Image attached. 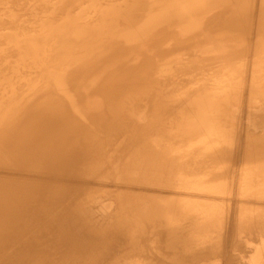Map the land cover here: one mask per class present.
Here are the masks:
<instances>
[{"label": "bare ground", "instance_id": "obj_1", "mask_svg": "<svg viewBox=\"0 0 264 264\" xmlns=\"http://www.w3.org/2000/svg\"><path fill=\"white\" fill-rule=\"evenodd\" d=\"M27 1L50 10L8 50L39 76L0 103V264H264V0ZM79 3L94 24L51 21Z\"/></svg>", "mask_w": 264, "mask_h": 264}, {"label": "rangeland", "instance_id": "obj_2", "mask_svg": "<svg viewBox=\"0 0 264 264\" xmlns=\"http://www.w3.org/2000/svg\"><path fill=\"white\" fill-rule=\"evenodd\" d=\"M17 1V2H16ZM23 1V2H22ZM14 0L13 1V3H12V5H9V6H6V5H4L3 3H0V12H1V10H2V12L0 13V16H2V17H0V19H1V21H0V24L1 25H3V26H1L0 25V103L2 104V105H4V106H6V107H9L10 105H12V104H14V103H16L17 101H19L20 99H22V97H24L25 96V94H28L31 90L30 89H32L31 87H33L35 84H36V79H37V77L39 76L38 74V71H35V68H33L32 70H30L29 69V67H26V66H28V65H19L18 66V68H17V66H15V64H13L12 63V59H13V57H12V54L9 52L10 50L12 51V48H13V50H15L16 51V49L17 48H15L16 46H14V45H17V43H15V41L16 42H18V43H20L19 41H21L23 38V36L24 35H33V34H41V32H39V30H36V29H38V28H36L37 26H39L40 25V23L42 22V20L44 21V18H46L45 16H47L46 14L48 13V11L50 10V9H46V5H45V3H39V2H32L31 3V1H30V4H35V5H38V4H40V5H42V7L40 6V5H38L39 6V9H38V6H34V4H33V7H32V5H30L29 6V3H28V1L27 0ZM22 4H21V3ZM24 3H25V5H24ZM38 3V4H37ZM83 4H84V2H82ZM82 3L80 4L79 3V5L80 6H78L77 5V7L73 10L74 11V13H73V11H71L70 13H73V14H71L70 15V13H66V14H64V15H62V13L61 14H57V15H55V18H53L51 21H58V20H60V22L62 21V19H64V21H65V24L67 25V27L70 29V30H72L73 28L75 29V27L76 28H78V27H80V26H86V25H82V24H84L85 22L87 23V24H89V25H87L86 27H89L90 25H92V24H94L95 23V19L93 20V21H91L93 18H94V14L96 15L98 12H99V10L97 9L95 12H94V14L92 13V12H90L89 13V15L87 14L88 12L87 11H85L84 12V10H83V13H82V9H80V7L81 6H83L82 5ZM1 4L3 5V7L1 6ZM45 6H44V5ZM16 5H18V8H19V11H18V8H17V6ZM5 6V7H4ZM17 8H15V7ZM25 6H26V9H25ZM28 6V7H27ZM44 6V7H43ZM6 7H7V10H6ZM9 7V8H8ZM10 7H13V8H10ZM41 7V8H40ZM29 8V9H28ZM31 8V9H30ZM34 8V9H33ZM77 8H79V10L81 11L80 13L82 14L78 19H75V18H73L75 15H76V12H79V10H77ZM10 9V10H9ZM36 9V10H35ZM38 9V10H37ZM47 10V13H45L46 12V10ZM12 10V11H11ZM17 12H15V11ZM36 11V12H34V11ZM41 10H42V13H41ZM44 10V11H43ZM76 10V11H75ZM6 11H8L7 12V14L9 15H7L6 13H4V12H6ZM10 11V12H9ZM30 11V12H29ZM32 11V12H31ZM12 12V13H11ZM15 12V13H14ZM39 12V13H38ZM9 13H11V14H9ZM25 13V14H24ZM27 13V14H26ZM42 15H41V14ZM45 13V14H44ZM91 13H92V15H91ZM14 14V15H13ZM16 14V15H15ZM29 14H30V16H29ZM33 14H35V15H33ZM37 14V15H36ZM70 15V18H69V15ZM5 15H7V16H5ZM74 15V16H73ZM4 16V17H3ZM13 16V17H12ZM14 16L16 17V18H14ZM25 16H26V18H25ZM34 16H35V18H34ZM41 16H43V17H41ZM64 16H65V18H64ZM93 16V17H92ZM8 17V18H7ZM11 19H10V18ZM29 17V18H28ZM40 17V18H39ZM20 18V22H18V19ZM29 20H28V19ZM48 18V17H47ZM46 18V19H47ZM67 18V19H66ZM13 19H15V20H13ZM23 19H24V21H23ZM25 19H26V21H25ZM34 19V21L32 22V20ZM39 19H41V20H39ZM45 19V20H46ZM4 22H3V21ZM11 20H12V22H11ZM67 20H68V22L70 21H73L71 24H69L68 22H67ZM7 21L9 22V23H7ZM14 21H15V23H14ZM23 21V22H22ZM38 21V22H37ZM41 21V22H40ZM81 21V22H80ZM22 22V23H21ZM76 22V23H75ZM25 23H27L26 25H24ZM36 23V24H35ZM47 23H49V22H47V20H46V23H44V25L43 26H45V24L47 25ZM31 24H32V26H31ZM33 24H35V26L33 25ZM39 24V25H38ZM6 25H8V27L9 28H7V26ZM15 26V28H14V26ZM19 25V26H18ZM30 25V26H29ZM37 25V26H36ZM70 25V26H69ZM75 25V26H74ZM5 26V27H4ZM26 28H25V27ZM35 28H34V27ZM2 27V28H1ZM5 28V29H4ZM18 28H19V32H18ZM23 28V29H22ZM30 28H31V31H30ZM12 29H14V30H12ZM73 29V30H74ZM6 30V31H5ZM8 30V31H7ZM16 30V32L17 33H14V34H12L11 32L12 31H15ZM23 30H25V31H23ZM34 30V31H33ZM11 31V32H10ZM28 31V32H27ZM32 31H33V33H32ZM3 32H6V33H3ZM10 32V33H9ZM24 34H23V33ZM36 32V33H35ZM31 33V34H30ZM5 34H8V35H6V37H5ZM9 34L11 35H14L13 37H12V35L11 36H9ZM16 34H18L17 35V38H15L16 37ZM2 35H3V37H2ZM7 36H9V37H12V39H10L9 37H7ZM2 37V38H1ZM5 37V38H4ZM10 40H9V39ZM14 38H15V40H14ZM21 40H20V39ZM38 38H41V36L40 37H38ZM3 40V41H2ZM2 41V42H1ZM4 41H5V44H4ZM8 41V43L10 42L11 44L10 45H12V47H10V48H8V49H6L5 50V46L6 45H8V43L6 44V42ZM14 42V43H12V42ZM52 42V41H51ZM3 44V45H2ZM46 44V46L49 44V43H45ZM46 46H44V47H46ZM264 46V45H263ZM15 48V49H14ZM4 50V51H3ZM9 50V51H8ZM18 50V49H17ZM256 50V49H255ZM262 50V49H261ZM260 50V52L259 51H257V53H256V51H254L253 53H251L250 54V57H249V62H251V64H252V67H258L259 65H260V63L262 62V60L264 59V51H261ZM7 51V52H6ZM4 52H6V53H4ZM32 52H34V54H32ZM38 52V53H37ZM37 52H36V49H35V51H34V49H32L31 50V58L34 56V57H36V58H34L33 59V61L34 60H36V59H39L40 57L43 59V57H45L44 58V61H46V62H48V64H50V63H52V65L50 64V66H54V67H56L57 65H58V68L59 67H61L62 65H61V63H57V61L58 62H62V60H64L65 58V56L63 55L64 54V52H60L61 54H58L57 52V54H55V52H51V53H48L47 55H45L43 52H42V55H41V52L40 51H38L37 50ZM40 52V53H39ZM1 53H2V55H1ZM36 54V55H35ZM256 54V55H255ZM262 54H263V57H262ZM41 55V56H40ZM44 55V56H43ZM48 55L51 57V55H53V57H51V59L48 57ZM55 55V56H54ZM37 56H38V58H37ZM43 56V57H42ZM56 56H58L59 58H60V60H59V58L58 57H56ZM62 56H64L63 58H62ZM260 56V57H259ZM9 57H10V59H9ZM55 57V58H54ZM262 57V58H261ZM62 58V59H61ZM6 59V60H5ZM49 59V60H48ZM54 59V60H53ZM56 59V60H55ZM58 59V60H57ZM28 60V59H27ZM32 59H30L29 58V60L28 61H31ZM50 60H53L52 62L50 61ZM242 60H245V59H242ZM241 60V61H242ZM259 60V61H258ZM56 61V62H55ZM254 61V62H253ZM257 64H256V63ZM258 62H260V63H258ZM60 64V65H59ZM256 64V65H255ZM258 65V66H257ZM12 66V67H11ZM24 66V67H23ZM13 68H15V69H13ZM50 68V67H49ZM11 69V70H10ZM28 69L30 70V71H28ZM258 69V68H257ZM19 70V71H18ZM24 70V71H23ZM26 71V72H25ZM264 69L262 68V69H258L256 72H255V78L257 77L258 79V82H257V87L259 88L258 90H264V82H263V77H264ZM17 72V73H16ZM19 72V73H18ZM34 72H36V73H34ZM23 73H25V74H23ZM26 73L28 74V75H30V76H28V75H26ZM40 73H43V72H40ZM20 74H22V75H20ZM263 74V75H262ZM9 75V76H8ZM21 76V77H20ZM36 77V78H35ZM30 81V82H29ZM262 81V82H261ZM261 82V83H260ZM7 83V84H6ZM34 83V84H33ZM260 83V84H259ZM263 83V84H262ZM8 85H10V87L8 86ZM33 85V86H32ZM262 86V87H261ZM189 87H191V86H189ZM261 87V88H260ZM237 93V94H236ZM243 96V93H242V90H239V91H236L235 92V94H234V98H236V99H238L240 96ZM247 96V95H246ZM245 96V97H246ZM11 97V98H10ZM248 97V96H247ZM228 99H231V97H226V98H224V99H222V101L218 104V111H220L221 110V108H222V112H229L231 109H232V105H231V100H228ZM223 105V106H222ZM122 106L124 107L125 106V101L123 102V104H122ZM127 107V106H126ZM226 108H228V109H226ZM229 108H230V110H229ZM225 109H226V111H225ZM228 110V111H227ZM124 135V134H123ZM122 136V135H121ZM111 137V139L112 140H109L110 141V145L107 143L106 144V146H107V148L104 150V155L105 156H103V160H102V162H106L105 163V165H104V167L102 166L100 169H99V172H98V170H97V172H94L95 174V176H93V179H94V181H92L91 182V184L90 183H86L87 184V186L88 187H92L91 189H92V191L94 190L95 191V193L96 192H98V193H96V195L97 194H100V193H102V192H111V191H114L115 189H117L119 186H120V184L119 185H117L118 183H116L117 182V178L116 177H113V174H111L112 172H110L109 171V169H110V167L114 164L115 165V162L117 161V158H116V160H115V158H114V154H112V153H114L113 152V150H114V148L115 147H118L119 145L118 144H120L121 143V141H120V139H122V137ZM252 137V136H251ZM114 142V144H111V143H113ZM109 145V146H108ZM110 147V148H109ZM112 147V148H111ZM107 150L109 151L108 153H107ZM112 154V155H111ZM114 155V156H113ZM110 156V157H109ZM113 156V157H112ZM105 157H106V159H105ZM108 157H109V159H110V161L111 162H107V161H109V159H108ZM114 158V159H113ZM113 159V160H112ZM110 164H112V165H110ZM108 165V166H107ZM105 166H106V168H105ZM110 166V167H109ZM242 166H244V164L242 165ZM107 167H108V169H107ZM264 167V166H263ZM262 167V168H263ZM104 170H106L105 171V173H103L102 171H104ZM263 172H264V168L263 169H261ZM109 171V172H108ZM110 174V176H111V178H109L110 176H109V174ZM263 175H264V173H262ZM99 176V178H97ZM105 178H104V177ZM97 179H96V178ZM102 177V178H101ZM104 178V179H103ZM111 180V181H110ZM103 181H106V182H103ZM89 182V181H88ZM94 182H96V184L94 183ZM101 182V183H100ZM104 184H103V183ZM111 182H114L115 183V185H113L114 183H112L111 184ZM92 183H93V186H92ZM90 186H89V185ZM105 184H106V186H105ZM110 184V185H109ZM98 185L100 186V187H98ZM109 185V186H108ZM112 185H113V187H112ZM95 186H97V187H95ZM105 187V188H104ZM93 188H95V189H93ZM102 188V189H101ZM108 188V189H107ZM133 188H135V189H133ZM90 189V190H91ZM104 189V190H103ZM110 189V190H109ZM127 189H129L128 187H127ZM132 190H133V192L132 193H138L137 191H140V189L138 188V187H132L131 188ZM97 190V191H96ZM136 191V192H135ZM106 221V222H105ZM114 221H115V219L114 218H112L111 216L108 218V219H105V220H103L101 223H99L98 224V227H99V229H103V228H105V227H109L110 225H111V223H114ZM109 222V223H108ZM117 229H110V228H108L107 229V232H104L105 234H107V235H109L108 237H115V235L119 232V231H116Z\"/></svg>", "mask_w": 264, "mask_h": 264}]
</instances>
